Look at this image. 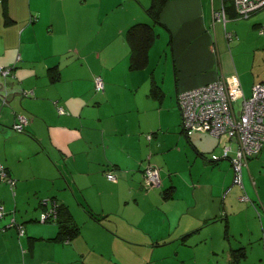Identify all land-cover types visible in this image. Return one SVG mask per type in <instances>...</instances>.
<instances>
[{
  "label": "crops",
  "instance_id": "1",
  "mask_svg": "<svg viewBox=\"0 0 264 264\" xmlns=\"http://www.w3.org/2000/svg\"><path fill=\"white\" fill-rule=\"evenodd\" d=\"M150 2L0 0V66L12 69L0 73V160L15 178L0 180V264H187L181 245L226 247L232 228V247L247 251L238 264L264 262V148L239 182L221 136H187L178 105L180 91L220 77L237 74L246 96L264 80V10L239 17L230 6L223 21L213 13L233 0H166L149 62L133 69L127 29L150 19ZM149 163L160 183L147 188ZM55 201L81 226L69 239L40 220Z\"/></svg>",
  "mask_w": 264,
  "mask_h": 264
},
{
  "label": "built area",
  "instance_id": "2",
  "mask_svg": "<svg viewBox=\"0 0 264 264\" xmlns=\"http://www.w3.org/2000/svg\"><path fill=\"white\" fill-rule=\"evenodd\" d=\"M233 3L239 17H249L259 10H264V0H233ZM213 16L217 20L226 21L225 5L215 10ZM259 30L264 34V18L260 23ZM227 34L231 36L230 32ZM11 72V67L0 66V73L4 76ZM94 85L96 90H104L105 83L101 75H95ZM23 92L28 95L33 90L24 89ZM239 98L241 105L236 107L235 102ZM2 100L4 103L7 102V92L3 95ZM178 105L182 112V125L187 133L206 131L214 136L227 135L231 139V143L223 146L221 155L231 160L235 180L242 182L243 167L264 146V80L255 83L252 93L246 96L237 74L220 77L180 91ZM28 122L29 118L25 114L19 113L13 127L18 131H23ZM213 157L221 156L214 153ZM144 175L146 187L160 183L159 171L156 167L148 165ZM107 176L110 179L116 178L111 171L107 173ZM1 179H6L11 184L15 183V178L9 175L0 160ZM4 212V206L0 204V216ZM52 214H55V206L42 212L41 220H47ZM19 229L24 232L22 224L19 225Z\"/></svg>",
  "mask_w": 264,
  "mask_h": 264
},
{
  "label": "trees",
  "instance_id": "3",
  "mask_svg": "<svg viewBox=\"0 0 264 264\" xmlns=\"http://www.w3.org/2000/svg\"><path fill=\"white\" fill-rule=\"evenodd\" d=\"M165 2H166V0H151V3L146 8L151 21H150V19L147 21H137V22H134L133 24H131L127 29V39H128L130 46H131L130 67L133 69L144 68L149 62V50H150V47L152 46L153 42L155 41V39L158 35V33L155 29V24L160 22V20H159L160 13H161L162 8L164 7ZM226 4H225L226 9H229L230 6L234 7V3H232L231 5H229V4L226 5ZM55 68L56 67L50 68L51 74L53 75L52 79H56L59 77V72L56 71ZM156 89H158L161 92L160 84L153 82L152 90L155 91ZM23 90L24 89H22V93L24 94ZM5 92H7V94H8V89H5ZM25 95H27V94H25ZM182 127H183V125H182ZM183 131L185 132V134L187 136H191L195 132H206V131H194L192 133H187L184 130V128H183ZM206 133H209V132H206ZM217 137H220V136H217ZM213 154L214 153H211V158H210L211 160H218L219 158H221V157L214 158ZM225 159H228V158H225ZM148 165L155 167L154 165H152L150 163L147 164L143 169V174L145 172V168ZM144 177H145V175H144ZM148 187H151V186H147V188ZM171 188L169 187L165 190V191H167L164 193L165 196H167L169 193H171V191H170ZM53 206H55V214L50 215V217L47 218V220H45V221L55 220L58 222L59 233H58L57 237H55V238H61V239L65 240V239H69L72 236L78 234L80 232L81 226L73 218V215L71 213L69 206L66 203L60 202V201L59 202L55 201ZM40 220H41V217H40ZM20 224L21 223L15 222V225L17 226V228H19ZM22 225H24V223H22ZM231 250H232V257L230 260L232 263L235 262L238 264V262L242 258L247 256V251H246L244 246L232 247Z\"/></svg>",
  "mask_w": 264,
  "mask_h": 264
},
{
  "label": "rangeland",
  "instance_id": "4",
  "mask_svg": "<svg viewBox=\"0 0 264 264\" xmlns=\"http://www.w3.org/2000/svg\"><path fill=\"white\" fill-rule=\"evenodd\" d=\"M150 21H151V19H150ZM191 137L194 140H199V142L201 144L207 143V139H209V138H213V139H217V140L219 139L217 136H214L210 133L205 134V137H204V135L202 137L201 132H195L192 134ZM221 138H222L221 148L223 149V146L228 144L230 142V140L227 137V135H222ZM223 141H227V142L223 143ZM261 151H262V149H261ZM261 151L258 154L254 155V158H252V159H255V157H258V155L260 156ZM246 201H248V200H245V202ZM237 217L241 218L242 214L237 215ZM233 231H234V228H232L230 231L228 230V236L229 237L227 236V234L225 232V236H226L225 238L227 240L226 247L223 245H220V242L218 241L217 242L218 245H217L216 250H212L209 243L208 244L199 243V244H191V245H189V244L181 245L179 247V249H180V253L182 254V256L178 255V261L183 259V260H185V262L187 264H192V263H194V261H196V259H198L200 262L199 264H236L235 262L232 263L229 261V257H230V259L232 257V250H231L232 245H231L229 240L231 237L234 243L237 242L235 237L236 236L238 237L240 235V230L236 229L237 234H234ZM235 247H237V246H235ZM244 260L245 259L242 260V263H244L243 262ZM262 264H264V262Z\"/></svg>",
  "mask_w": 264,
  "mask_h": 264
},
{
  "label": "water",
  "instance_id": "5",
  "mask_svg": "<svg viewBox=\"0 0 264 264\" xmlns=\"http://www.w3.org/2000/svg\"><path fill=\"white\" fill-rule=\"evenodd\" d=\"M7 85L5 84L4 81H0V98H1V104H3V100H2V97H3V91L7 88L6 87Z\"/></svg>",
  "mask_w": 264,
  "mask_h": 264
}]
</instances>
